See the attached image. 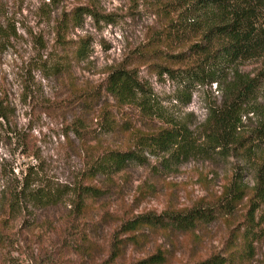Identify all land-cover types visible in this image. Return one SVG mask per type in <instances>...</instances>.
I'll return each mask as SVG.
<instances>
[{
    "label": "rangeland",
    "instance_id": "rangeland-1",
    "mask_svg": "<svg viewBox=\"0 0 264 264\" xmlns=\"http://www.w3.org/2000/svg\"><path fill=\"white\" fill-rule=\"evenodd\" d=\"M161 1L0 0V104L5 108L0 117V264H129L156 254L162 259L154 264H186L220 251L225 256L236 251L230 264H264V218L255 227L248 254H242L241 236L234 248L226 242L229 230L243 219L247 198L187 230L151 226L120 231L119 256L109 260L112 232L133 215L216 199L235 172H242L247 195L254 184L255 160L240 150L222 155L205 147L207 108L221 99L216 85L195 88L185 106L171 103L175 86L165 76L158 78L148 66L152 60L132 67L169 114L187 125L194 149L179 160L146 150L140 162L116 173L85 175L91 155L131 147L137 132L150 133L160 124L131 106L118 109L107 93L89 101L67 98L103 83L110 68L149 43L164 24L156 9ZM78 6H93L112 21L83 16L78 27L68 28V42L62 44L55 23L62 12ZM82 43L86 54L80 56L76 52ZM254 65L242 61L240 69L251 71ZM104 108L116 123L110 132L99 124ZM249 116L241 131L256 124L258 117ZM79 183L98 189L81 204ZM39 187L59 197L46 205L26 199Z\"/></svg>",
    "mask_w": 264,
    "mask_h": 264
},
{
    "label": "trees",
    "instance_id": "trees-1",
    "mask_svg": "<svg viewBox=\"0 0 264 264\" xmlns=\"http://www.w3.org/2000/svg\"><path fill=\"white\" fill-rule=\"evenodd\" d=\"M156 9L163 16L164 24L152 32L149 43L133 49L110 68L103 83L74 92L67 101H89L107 93L120 106L118 109L131 106L143 117L160 124L150 133L137 132L131 147L105 148L91 155L85 175L93 178L116 173L130 163L140 162L146 150L169 153L172 159L179 160L194 149L195 138L187 125L169 114L162 100L138 77L137 67H132L136 62L152 60L148 66L158 78L165 76L175 86L171 103L185 106L190 103L195 88L216 85L221 99L207 108L202 134L207 143L205 147L222 155L240 150L245 158L255 160L254 184L252 193L247 195L242 172H235L216 199L198 201L182 209L133 215L112 232L109 260L113 262L119 256L124 240L118 235L120 231L128 233L151 226L187 230L213 220L218 213L231 211L244 198L247 206L243 219L229 230L226 242L234 248L241 236L242 254H248L256 240L255 227L264 218V0H164L158 2ZM83 16L97 22L112 21L109 14L93 6H78L69 13L62 12L55 23L56 39L67 43L66 31L69 27H78ZM86 45L79 46L77 55L86 54ZM246 60L255 62L253 70L240 69V63ZM4 109L0 104V117L5 116ZM249 114H255L257 122L249 130L241 131L244 119H250ZM99 124L106 132L116 128L108 108L102 110ZM96 191L90 185L79 183L77 203L81 204ZM57 197L58 194L43 187L26 194V199L39 205L51 203ZM233 253L225 256L220 251L186 264H230ZM161 259L156 254L129 264H154Z\"/></svg>",
    "mask_w": 264,
    "mask_h": 264
}]
</instances>
